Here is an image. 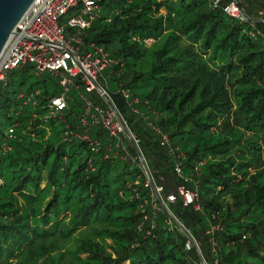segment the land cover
<instances>
[{
    "label": "trees",
    "instance_id": "16d2710c",
    "mask_svg": "<svg viewBox=\"0 0 264 264\" xmlns=\"http://www.w3.org/2000/svg\"><path fill=\"white\" fill-rule=\"evenodd\" d=\"M96 1L101 15L85 32L84 44L102 46L124 64L104 71L113 86L100 85L137 140L155 185L166 196L181 180L144 117L168 137L175 154L184 155L185 176L199 167L195 179L205 216L183 208L179 200L169 204L171 212L196 241L208 226L207 215H217L223 228L217 235L218 264H264V24L230 17L224 11L230 0ZM239 2L248 16L264 20L258 13L264 0ZM167 30L144 71L143 40H157ZM251 32L260 34L250 37ZM27 72L34 75L32 66L11 71L0 83V263L29 260L36 246L48 252V238L66 237L91 221L103 228L93 230L97 240L80 243L86 255L80 264L198 261L194 249H186V237L164 225L163 212L145 238L140 224L153 216L142 169L105 159V145L92 153L85 142L65 137L61 122L39 118L60 86L37 81L22 91ZM75 84V92L87 94L83 83ZM119 87L138 100L140 116L130 111ZM35 91L40 92L36 106L24 105ZM89 94L94 104L107 107L95 91ZM73 102L61 119L79 134L82 101L75 97ZM10 127L14 137L6 139ZM104 132L95 129L91 136ZM4 144L11 147L6 153ZM69 208V224L60 223ZM200 250L208 263V244Z\"/></svg>",
    "mask_w": 264,
    "mask_h": 264
},
{
    "label": "built area",
    "instance_id": "2783aa9c",
    "mask_svg": "<svg viewBox=\"0 0 264 264\" xmlns=\"http://www.w3.org/2000/svg\"><path fill=\"white\" fill-rule=\"evenodd\" d=\"M224 11L232 18L241 19L233 2L227 5ZM67 15V22L61 24ZM100 15V7L96 0H34L17 24V28L26 34L25 37L22 39L11 35L0 55V83L4 82L11 71L26 66H32V72L37 77L47 74L56 78L62 92L49 99L45 120L55 118V114H61L67 108L68 86L76 85L73 80L79 79L85 91L91 92L94 90L91 81L96 82L107 69L122 66V62L113 61L102 46L84 44L85 32ZM65 33L70 35L66 36ZM81 49L84 51L80 52ZM120 93L129 102V106L135 109L138 100L132 98L128 90L122 89ZM39 94V91H35L25 97L23 104L30 103L33 107L36 106L35 98ZM19 97L23 98V95ZM94 110L95 114L91 115V118L95 117L98 123L97 115L102 117L104 113L98 108ZM105 113L107 118L103 119L102 124L108 130L109 137H115L123 129L117 122L112 123L113 111L109 109ZM13 130L12 127L7 129L6 139L14 137ZM164 140L167 141L166 138ZM93 146L91 151H96L98 144ZM10 149V146L4 144L2 152L6 153ZM175 171L179 173V166L175 167ZM183 181L188 183V179L183 178ZM196 196L197 190L190 192L181 186L177 196L170 195L168 200L174 202L179 197L183 200V205H189L195 201ZM211 246L212 251H216V243L212 242Z\"/></svg>",
    "mask_w": 264,
    "mask_h": 264
},
{
    "label": "rangeland",
    "instance_id": "374dc122",
    "mask_svg": "<svg viewBox=\"0 0 264 264\" xmlns=\"http://www.w3.org/2000/svg\"><path fill=\"white\" fill-rule=\"evenodd\" d=\"M237 1L240 4L239 0H237ZM231 2L232 1L230 0V3ZM235 6H236V4H235ZM240 6H241V4H240ZM241 8L243 9L242 6H241ZM258 13L259 14H263L264 11L262 9H260V10H258ZM160 14L164 16L165 15V11L161 10ZM240 17H241V15H240ZM248 17H250V16H248ZM67 20H68V15L65 16L62 19L61 24L66 23ZM241 20H244V19L241 17ZM257 20H260V21L264 22V20H262V19H257ZM251 24L256 25L254 23H251ZM70 31L71 30H69V32ZM258 33L254 34V33L251 32V33H249V36L253 37V36H256ZM168 34H169V31L167 30V31H164L162 36L159 39H157V40L152 39V38L143 40L141 48H142V53H143V58L142 59H143V62L145 63L144 64V71H146L148 69V63L150 62V60H152V54L159 49V47L166 40ZM65 35L69 36L70 34L69 33H65ZM84 50H86V49H84ZM84 50L81 49L80 52H83ZM113 61L119 62V60H113ZM122 67H124L123 63H122ZM112 68H114V67H112ZM112 68H110L109 71ZM121 71L122 70H120L118 72L121 73ZM111 72L112 71H110V73ZM24 76H25L24 77L25 78V85H24L22 91H25L30 84H33V83H35L37 81H46V85L51 86V87H53V86L55 87L56 85H58V80L56 78L52 77V76H47V74L37 77V76L32 75L30 72H27V73L24 74ZM78 80L75 79V80H73V82L76 83ZM96 83H98L99 85H100V83L101 84L106 83L109 86H113V84H114V82L110 79V77L107 76L104 72H102L101 76L98 77ZM121 86H122V84H121ZM100 87H101V85H100ZM120 87H119V89L122 90V88H120ZM60 90L62 92V87H60ZM75 90L78 91V88H77L76 85L72 86V87L68 86V99H67L68 100V104H67V108L65 110L68 109L70 103H74L73 102V98L75 99V97H77L80 101H82V106L79 107V109L82 111V114L80 115V117H81L80 118V126H79L80 127L79 128L80 133L79 134H75L73 131L71 132V130L69 129V126L66 124L65 120L61 119V115H62L63 112L61 114H55L54 115L55 116L54 120L57 121V122H61L62 125L65 127V131L63 133L65 135V137H69L71 139H75V140H79V141L85 142L87 144L88 148L90 149V151H91V148H92L93 145L98 144V146H96L97 148H95L96 151H91L92 153H97L98 150L101 148V146L105 145L104 148H103L105 150V153L107 154V153L110 152L112 154V156L110 154L109 155L105 154V156H104L105 159H108V158L110 159L111 158L112 161L116 160V159H120L125 165H129L130 167H133V168L134 167H140L142 169L141 164L139 162V159H138V157H137V155H136V153H135V151H134V149H133L128 137L126 136L122 125L118 122L114 111L108 106L106 101L103 99L102 95L95 88L91 92H86L85 91L87 94L84 93V95H82L81 93H79L77 91L75 92ZM84 90H85V88H84ZM123 90H127V89H123ZM93 91H95L98 94V96L101 97L104 100V102L107 105L106 108H103L101 103H99L100 105H98V104H94V102L89 100V98L91 96V94H89V93H92ZM103 91L106 93L105 89H103ZM124 100H125V98H124ZM125 102L127 103L130 111L133 114L140 116V113H138V109L136 107H135V109H132L131 106H129V102L127 100H125ZM88 104H90V106H88ZM132 107H134V106H132ZM95 108H98L99 110H102L103 113H104V114H102V117H99L97 115V118L99 120L98 123H96V118L95 117L91 118V115L95 114V110H94ZM109 109L111 111H113V115H114L112 123L117 122L123 129V131L119 132L115 137H109L108 130L106 128H104V126L102 124L103 119L106 120V118H107V114L105 112H107ZM33 117H34V115H33ZM45 117H46V114H43V115L39 116V118L44 119V120H45ZM147 118L148 117H144V120H146L147 125L149 127H151L152 131L155 134L160 136V145L162 147H166L168 149V155H170V157L173 158V172H174L175 177L178 178L179 180H181L179 185L176 186V191L175 192H171L170 194L168 193L166 196L163 195L162 187L161 186H157L154 183L156 192L159 195L160 200L162 201L163 205L166 207L167 211L171 214V216L178 223H180L182 226H183V224L181 222H179L178 219L175 217V215L171 212V210H170V208H171L170 206L171 205H169V204H173V203H175L176 201L179 200L181 202V205H182L183 208L192 207L194 209V211H196L198 214H200L201 216H205L204 210L201 208V206L199 204L198 181L195 179L199 175L198 174L199 167H197V168H195L193 170V172H194L193 176L192 175H186L185 176L183 174V170H182V161L185 158L184 155L182 153L175 154L174 150L171 149V145H170L168 137L166 135L161 134V132H160L159 128H157V126H155L153 124H151V126H150V124L148 122L149 120ZM122 119H123V117H122ZM123 121L125 122L124 119H123ZM44 124L48 125V122H45ZM125 124H126V122H125ZM95 129H100L103 132L105 131L104 132V136L103 135H100L99 137L91 136L92 131L95 130ZM130 133H131V131H130ZM131 135L133 136L135 142L138 145V142L135 139L134 135L132 133H131ZM164 138H166L167 141L164 140ZM93 147H95V146H93ZM130 148H132L133 152L131 151ZM136 161L138 163H136ZM89 162H90V160L87 161V164H89V167H91ZM176 166L177 167L179 166V168H180L179 173H177L175 171V167ZM142 171H143V169H142ZM143 174H144V171H143ZM144 176H145V174H144ZM183 178L188 179V183H184ZM137 183H138V181H135L133 183V185H136ZM143 185H144L145 188H150V190H151V204H149V206L151 207V211H152L150 213V215L153 216L151 218H149L148 216H145L144 219H143V222L140 224V229L143 230L142 232L144 233L145 238H146V237L151 235L152 230L154 228V225H153L154 224L153 223L154 217L159 212H163L166 216H167V214L162 210V208L158 204V202H157V200H156V198H155V196H154V194L152 192L151 186H150L146 176H145V181L143 182ZM129 186H130V184H129ZM181 186H184L190 192H193L194 189L197 190V196L195 198V201H193L192 204L183 205L182 204L183 200L181 198H179V197H177L176 201H174V202H170L168 200V196H170V195H176L177 196V191H178V189ZM136 196H137V194H136ZM20 203L23 204L22 201ZM144 203L146 204L147 202L145 201ZM72 211H73L72 208H69L68 210H66L65 213L63 215H61V217H60V223L68 225L70 220H71ZM142 211H144V208H143ZM167 218L168 219L166 221H164V225L168 226L169 228L172 227V225L175 226L174 223L170 220V218L168 216H167ZM206 219H207V222H208V226L205 229V231L203 233V237L201 238L200 241L199 240L196 241L192 237L190 231L187 230L183 226V228H185L188 231V233L190 234V236L192 237L194 244L191 243V241L176 226L175 227L186 237V239H187V241L185 243L186 249L189 250L190 248H193L195 253H196V255H197V258H198V254H199L204 264H208V263L209 264H218V261H219V257H218L219 245L218 244L219 243H218L217 235L222 231L223 228L221 226V223H220L217 215H215L213 213L212 214H208ZM147 224H149V226H148V229L145 230L144 228L146 227ZM100 228H103V225L91 221L87 225L78 226L74 231L70 232L69 235L66 236V237L58 238V236H57V237L48 238L45 241V244L48 245V247H50L48 252L39 250V249H37L38 246H36L34 248L33 254L31 255V258H29V260L28 259L25 260V257H23V258L18 257V258H13V259L8 260L7 263H0V264H43V263H49V264H51V263H53V264H80L81 260L86 257L85 254H83V253H81L79 251L80 243L84 242L85 239L86 240L89 239L91 241L97 240L95 238V236L93 235V230L100 229ZM246 236L247 235H243L242 239H243V237L245 239ZM202 242L205 243V244H208V251H209L208 263L204 259V257L207 258V255H206L207 253L206 254L204 253L203 256L201 254L200 246L203 245ZM212 242L216 243V247H215L216 251L215 250L212 251V246H211ZM110 243H111L110 240H107L106 241V246L109 245ZM194 245H195V247H194ZM109 249L110 248H108L107 251H108V253H111V251ZM112 257H113V255H112ZM124 264H129V263L125 262ZM192 264H200L199 259H198V261H195V262L193 261Z\"/></svg>",
    "mask_w": 264,
    "mask_h": 264
},
{
    "label": "water",
    "instance_id": "95a60500",
    "mask_svg": "<svg viewBox=\"0 0 264 264\" xmlns=\"http://www.w3.org/2000/svg\"><path fill=\"white\" fill-rule=\"evenodd\" d=\"M33 1L34 0H0V55L4 47L6 46L11 35H16L22 39L25 37L26 34L17 28V24L20 21V19L23 17V15L26 13V11L29 9V7L32 5ZM231 1L236 4L241 17L245 21L249 23H254V24H264L263 21L248 17L245 14L244 10L241 8L237 0H231ZM91 83L94 86V88L102 95L103 99L106 101L108 106L114 111L118 122L122 125L124 132L126 136L128 137L139 159L141 167L151 186L152 192L158 204L160 205L162 210L167 214L170 220L174 223V225L191 241V243L194 244L193 239L188 233V231L185 228H183V226L171 216V214L167 211L166 207L163 205L162 201L160 200L159 195L156 192L155 185L151 177L150 171L148 169V166L143 158V155L137 143L135 142L133 136L131 135L129 129L127 128L125 122L123 121L122 117L120 116L119 112L113 105L111 99L103 91L102 87H100L98 83H96L95 81H91ZM198 259H199L200 264H204L199 254H198Z\"/></svg>",
    "mask_w": 264,
    "mask_h": 264
},
{
    "label": "bare ground",
    "instance_id": "6f19581e",
    "mask_svg": "<svg viewBox=\"0 0 264 264\" xmlns=\"http://www.w3.org/2000/svg\"><path fill=\"white\" fill-rule=\"evenodd\" d=\"M5 48V47H4ZM7 78H8V75L6 76V78H5V80L4 81H6L7 80Z\"/></svg>",
    "mask_w": 264,
    "mask_h": 264
}]
</instances>
